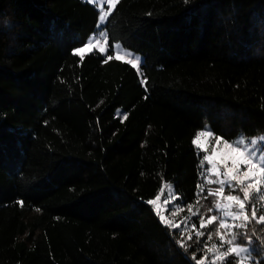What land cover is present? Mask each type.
Returning a JSON list of instances; mask_svg holds the SVG:
<instances>
[{
	"label": "trees",
	"instance_id": "trees-1",
	"mask_svg": "<svg viewBox=\"0 0 264 264\" xmlns=\"http://www.w3.org/2000/svg\"><path fill=\"white\" fill-rule=\"evenodd\" d=\"M98 17L84 0H0V264H196L220 238L200 223L219 199L195 134L264 136V0H121L109 40L143 56L146 83L73 54ZM168 184L196 211L191 237L147 203ZM233 236L264 247V223Z\"/></svg>",
	"mask_w": 264,
	"mask_h": 264
},
{
	"label": "snow or ice",
	"instance_id": "snow-or-ice-1",
	"mask_svg": "<svg viewBox=\"0 0 264 264\" xmlns=\"http://www.w3.org/2000/svg\"><path fill=\"white\" fill-rule=\"evenodd\" d=\"M89 2L93 4H105L108 7V11L101 10L98 17L96 31L92 34L89 41L85 45L74 49L73 54L80 56L81 59H83L84 55L86 54V49L89 50L87 54H92L93 52L97 51L92 47L93 41H95L97 45H99L100 41H105L108 46L98 48V52L103 54L105 58L104 62L112 60L114 52L116 59L121 58V53H123V55L126 57L133 56L130 51H125L120 44L108 43L110 33L107 29V18L109 17L112 9H114L119 3V0H89ZM138 61L141 64V68L138 69V74L142 78V83H146V77H143L141 70L142 58L138 55H135L126 62L133 68H136ZM122 115H124V118H127V114ZM212 135L213 133L210 130L198 131L192 140V144L198 153L200 151L205 153V155H203L202 159L200 160V168H204V164L206 163L208 167L204 170L205 173L209 175L214 174L217 177H224V179H219L216 181L219 183L220 187L215 192L209 190V195L223 197V200L226 201V203L217 202L215 209L223 213V217L219 221V228L229 230L233 227V225L228 223L229 220L236 221L242 218L245 222L249 221L250 218L245 214V212L246 205L251 204L252 202L250 192L253 189L257 193V198L264 200V192H261L260 190V186L264 185V136H262L259 140L255 138L246 140L244 138V134H240V136H238L237 139L233 141L223 140L224 146L231 152L237 153L238 158L232 159L230 165L227 163V161H221L223 164V171L221 172L220 164H218L217 161L213 159V155L209 153L208 147L200 143L202 136ZM221 139L222 138H217L216 143L219 144ZM212 150H216L215 146H213ZM207 182L210 183L212 181ZM226 186L233 191H235L238 187L239 191L243 193V198H241L239 195L232 194L224 196L223 194ZM199 187L200 186L198 185V188ZM158 199H160L159 196H157L155 199L148 200L147 203L150 205H155L156 200ZM18 203L23 204V201H19ZM233 208L236 210L233 211ZM209 211H211V209ZM157 214H159V209H157ZM160 219L163 221L164 217L161 216ZM251 219L257 220L258 223H264V215H260L257 218L255 205H252ZM216 220L217 216L213 215L211 216L209 222ZM200 223L201 227H203V219H201ZM240 226L243 227L244 225L242 224ZM198 235H202V233H198ZM217 235L220 237L221 246L227 244L226 251L219 253L216 256V259L223 260V264H244L245 260L251 261L252 264H264V247H261L252 237L249 236L246 241L240 240L239 242H236V236H233L231 239L225 241L224 236L219 231L217 232ZM241 236H247V232L241 233ZM209 239H211V236H209ZM245 244L247 246H244ZM213 247H216V245H213ZM230 254H234L235 257L239 259H227ZM256 257H260V260H256ZM193 259H195V254H193ZM196 264H204V261L202 259L196 260Z\"/></svg>",
	"mask_w": 264,
	"mask_h": 264
},
{
	"label": "rangeland",
	"instance_id": "rangeland-1",
	"mask_svg": "<svg viewBox=\"0 0 264 264\" xmlns=\"http://www.w3.org/2000/svg\"><path fill=\"white\" fill-rule=\"evenodd\" d=\"M84 1L89 3V4H91V5H94L95 7H97V9L99 10V14H100L101 10L108 11V7L105 4H100V3L93 4V3H90L89 0H84ZM120 1L121 0H119V2ZM114 9H112V11L110 12L109 16L112 14ZM108 18H107V20H108ZM89 39H88V41H89ZM108 43H110V40L108 41ZM113 44H120V43H113ZM107 46H108V44L105 43V41H100L99 45H97L95 43V41H93L92 47H93V49H96L97 51L93 52L92 54H98L99 53L98 52V48L107 47ZM121 47L125 51H130L133 54V56H135V55L140 56L142 58V64H143L144 59H143L142 55H140V54H138V53H136V52H134L132 50H129V49L125 48L123 45H121ZM88 51L89 50L86 49V54L84 56L91 55V54H87ZM101 55H103V54H101ZM120 55H121L120 60H122L124 62H126L128 59L133 58V56H127L126 57V56L123 55V53H121ZM113 56L115 57V52L113 53ZM140 68H141V64L138 61L136 69L138 70ZM205 130H210L213 133V135L212 136H202L201 139H200V143L202 145H205L206 147H208L209 153H211L213 155V159L216 160L218 164H220L221 172H222L223 171V164L221 163V161H227V163L230 165L231 162H232V159L238 158V154L237 153H233L229 149H227L224 146V144H223V140H226V139H224L221 136L215 135V133L212 131V129H211V127L209 125H206L205 128H203L201 131H205ZM261 137L262 136L255 137V139L259 140ZM217 138H222L221 142L219 144L216 143ZM244 138L246 140L253 139V138H247L245 136H244ZM235 139H237V138H235ZM213 146H215V148H216L215 151L212 150ZM200 153L205 155V153L203 151H200ZM204 167L206 169L208 167V165L205 163ZM242 170H243V166H242ZM219 179H224V177L223 176L217 177L214 174L209 175V174L205 173V182L207 184L206 188L208 190H211L212 192H215L218 188L212 190L211 189V185H218L220 187L219 183L216 182ZM207 181H212V182L209 183ZM203 190L204 189L202 188V191ZM260 190H261V192H264V185L260 186ZM233 192L234 191L232 189H230V188H228L226 186L225 189H224V194L223 195L224 196H227L229 194L239 195L241 198H243V193L239 191L238 187L235 190V192L234 193ZM214 196H216V195H214ZM159 197H160V199L156 200V204L154 205V207L156 209V212H157V209H159L160 217L161 216L164 217L163 221L173 225L175 228H177L178 230L183 232L186 235V237H191V235L195 232L194 230L196 229V227L195 226L193 227V224H191V222H192L191 218L196 215V211L195 210H190V209L188 210L184 206H182L180 202H177V200L179 199V196L175 194V190H174V185L173 184H168L164 188L162 194ZM216 197L219 199L218 202L226 203V201L223 200V197H218V196H216ZM250 197H251V201H252L251 202V211H252V205H255L256 211L259 208H262V207L264 208V200H260V199L257 198V193H256V191L254 189L250 192ZM248 205H246L245 214L247 216H249V218L251 219V216L248 215V208H247ZM183 210H186V212L182 213ZM235 210L236 209L233 208V211H235ZM215 212L216 213L214 215L217 216V220L209 222L210 218H211L210 217V218L206 219V221L204 222V226L203 227L212 225L214 223L219 226V221L223 217V213L218 211V210H216V209H215ZM247 222L243 221L242 218L238 219L236 221L229 220L228 223L233 225V227L231 229H229V230H225V229H220L219 228V232L224 236L225 241H227V240H229V239H231L233 237V233H234L236 228H244L246 226ZM242 224L244 225L243 227L240 226ZM197 233H198V229H197ZM226 249H227V244H224L223 246H221L220 243L218 245H216V247L210 248L209 254L205 258L202 259L204 261V264H214V263H216L218 261H223L221 259H216V256L219 253H222V252L226 251ZM232 255H234V254H230V256H232ZM238 259L239 258H237V260ZM244 264H251V261L245 260Z\"/></svg>",
	"mask_w": 264,
	"mask_h": 264
}]
</instances>
